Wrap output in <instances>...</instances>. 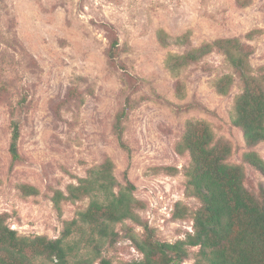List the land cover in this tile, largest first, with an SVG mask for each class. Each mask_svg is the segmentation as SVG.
<instances>
[{"label": "rangeland", "instance_id": "rangeland-1", "mask_svg": "<svg viewBox=\"0 0 264 264\" xmlns=\"http://www.w3.org/2000/svg\"><path fill=\"white\" fill-rule=\"evenodd\" d=\"M161 33L189 39L164 45ZM232 37L252 48L250 64L264 79V0H0V214L6 224L19 236L55 239L77 219L65 240L68 264H135L143 258L136 240L185 239L201 207L188 191L190 154L178 149L191 120L206 122L231 145L228 163L241 164L246 188L258 192L264 173L243 155L254 151L264 159V142L247 144L233 122L242 86L224 53L214 50L176 72L166 66L171 54ZM226 74L234 79L221 93L215 81ZM121 111L122 140L114 132ZM14 122L20 127L16 160ZM106 157L118 188L129 185L141 204L134 219L110 224L104 234L81 220L93 196L67 195ZM189 250L184 264L194 263L199 247ZM38 264L53 263L42 257Z\"/></svg>", "mask_w": 264, "mask_h": 264}, {"label": "trees", "instance_id": "trees-1", "mask_svg": "<svg viewBox=\"0 0 264 264\" xmlns=\"http://www.w3.org/2000/svg\"><path fill=\"white\" fill-rule=\"evenodd\" d=\"M247 36L251 38L253 31ZM188 39V34L177 38L160 35L164 45L173 42L186 44ZM117 47L118 41L114 40L111 47L113 53ZM214 50L224 53L242 86L236 99L234 124L241 128L247 144L252 146L264 142V79L259 69L250 64L252 48L249 45L243 44L238 37L204 42L183 54L169 55L166 66L176 72ZM233 79L228 74L217 79V90L227 93ZM124 112L117 114L114 123V132L120 140ZM19 136V124L14 122L10 145L13 160L19 158ZM178 149L190 154L191 160L186 169L188 191L201 201V207L193 216V231L187 233L185 239L174 243L155 240L151 235L136 240L135 245L143 258L135 264H184L185 259L190 257L189 247H199L192 264H264V186L258 192L246 188L244 167L227 161L231 145L222 138H216L204 121L188 122ZM243 159L264 173V159L256 152L244 153ZM88 195H92L93 199L86 211L81 213V220L104 234L110 224L134 219L136 208L141 204L132 195L129 185L118 188L110 157L89 169L87 176L80 178L77 185L71 184L67 196L80 199ZM54 199L58 204L56 195ZM175 216L180 215L175 213ZM77 221L73 219L68 223L61 238L26 237L19 236L6 224L5 216L0 214V264H38L42 257L50 259L53 264H68L70 247L65 240ZM100 264L110 262L103 259Z\"/></svg>", "mask_w": 264, "mask_h": 264}]
</instances>
